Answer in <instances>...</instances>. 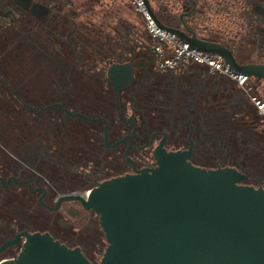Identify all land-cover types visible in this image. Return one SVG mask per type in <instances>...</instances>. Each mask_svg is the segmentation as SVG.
<instances>
[{
  "label": "flooded vegetation",
  "instance_id": "1",
  "mask_svg": "<svg viewBox=\"0 0 264 264\" xmlns=\"http://www.w3.org/2000/svg\"><path fill=\"white\" fill-rule=\"evenodd\" d=\"M72 2L0 0V263L18 256L23 233L48 234L85 255L79 240L93 252L101 229L97 215L77 200L59 199L154 168L158 148L189 152L187 160L197 167L235 168L246 175L245 184L264 190L263 165L252 169L240 162L242 154L230 151L237 143L222 148L215 131L218 107L234 111L223 113L230 126L242 125L237 112H254L246 95L254 94V105L263 101L262 80L240 76L239 84L229 69L212 73L190 59L169 67L149 49L115 60L86 56L76 48L82 13L70 8ZM195 11L194 0H180L172 29L223 46L239 65H264L263 0L252 5L254 26L246 27L242 15L221 20L223 41L204 38L217 25L202 29L189 20ZM246 28L258 31L257 43L238 35ZM113 65H127L131 80L111 81ZM233 83L247 86L246 95Z\"/></svg>",
  "mask_w": 264,
  "mask_h": 264
},
{
  "label": "water",
  "instance_id": "2",
  "mask_svg": "<svg viewBox=\"0 0 264 264\" xmlns=\"http://www.w3.org/2000/svg\"><path fill=\"white\" fill-rule=\"evenodd\" d=\"M142 2L159 29L222 58L235 75L262 80L264 101V65H239L223 46L164 27L148 0ZM108 78L129 82L131 70L113 65ZM188 155L158 148L154 168L97 183L85 197L59 199L77 200L97 215L106 243L99 264H264V190L245 184L235 168L197 167ZM22 235L18 256L0 264H92L79 248L48 234Z\"/></svg>",
  "mask_w": 264,
  "mask_h": 264
},
{
  "label": "trees",
  "instance_id": "3",
  "mask_svg": "<svg viewBox=\"0 0 264 264\" xmlns=\"http://www.w3.org/2000/svg\"><path fill=\"white\" fill-rule=\"evenodd\" d=\"M91 1L93 4L91 2L86 3V1L83 0L78 6L82 13L81 22H77L80 28H78L75 33L78 52L105 61L121 59L125 56L133 55L134 52L140 49H149L152 55H156L154 51L156 46H162L166 52L171 49L170 44L166 42L162 43L151 36L146 29V20L144 16L136 9L132 0H108L107 5L103 3L106 1ZM259 1L260 0H194L196 3V11L189 20L194 21L197 25L199 24L202 29L214 23L217 25L216 28L215 26L214 30L210 28L211 30L204 33L203 36L208 40V36L210 35L215 38V41H217V39L223 41V38L219 35V33H221L219 31V24L222 23L221 20L236 18L238 15H242L245 18L246 27L254 26L255 20L251 10L252 5L255 3L258 4ZM148 2L151 5L155 17L160 23L168 28L176 27L177 15L180 11V0H148ZM102 5H104L105 8L102 7ZM119 5L127 10L126 16L129 15L128 12H136L140 15L141 22L140 24L138 23V27L129 23L128 18L123 19V17L120 16L121 7H119ZM211 15H214L213 19H211ZM205 30L207 31V29ZM214 31H216V33ZM239 34L247 35V43L249 42V35L250 38L253 39V41L250 40L252 44L257 43L259 38L258 31L252 28H246L244 32L238 33V35ZM243 39L244 38L239 37L238 41H243ZM234 91L236 90L234 89ZM234 91H232L233 95ZM237 93L241 94L240 91ZM216 111H218L219 117L216 118L215 131L219 138L220 145L223 142V139L220 140V138L226 135L232 136V133H234L233 137L236 135L237 138H235L240 140L237 141L236 148L232 147L230 151L235 152L238 158L239 155L242 154L240 162H245L247 166L252 169L261 165L264 167V120L258 116L256 110L253 109L254 112L249 110L244 111V113L237 112V115L242 119V122H238L242 123V125L238 124L237 126L225 124L228 120V114L226 116V114L223 113L228 111L231 116V114L233 115L234 113L233 110H223L218 107ZM232 130H234V132ZM241 138L247 139L246 144L241 141ZM230 143L235 145L232 142ZM225 148H229L228 143H226ZM231 161L235 162V160ZM84 256L87 258L86 255ZM87 259L94 264L89 258Z\"/></svg>",
  "mask_w": 264,
  "mask_h": 264
},
{
  "label": "built area",
  "instance_id": "4",
  "mask_svg": "<svg viewBox=\"0 0 264 264\" xmlns=\"http://www.w3.org/2000/svg\"><path fill=\"white\" fill-rule=\"evenodd\" d=\"M136 9L142 13L146 20V29L151 36L160 42H166L171 45V49L166 52L162 46H156L154 51L156 56L162 60L167 66L171 67L174 63L180 60H192L194 63L209 68L212 73L229 74L228 67L224 64L222 58L208 53L200 52L195 49H189L186 44L177 43L175 36L171 35L164 30L159 29L146 12L142 0H132ZM238 80L239 84L242 83L243 78L233 76ZM255 105L259 112L264 115V102L255 101Z\"/></svg>",
  "mask_w": 264,
  "mask_h": 264
},
{
  "label": "rangeland",
  "instance_id": "5",
  "mask_svg": "<svg viewBox=\"0 0 264 264\" xmlns=\"http://www.w3.org/2000/svg\"><path fill=\"white\" fill-rule=\"evenodd\" d=\"M59 1H61V0H59ZM73 2L71 3V4H69V6H71L70 8H72L73 10H75V9H78V6H79V3H81L83 0H72ZM84 1H86V3L87 2H91L92 3V1L91 0H84ZM100 1H106V2H103L105 5H107V1L108 0H100ZM94 2V1H93ZM93 4V3H92ZM150 5V4H149ZM129 6V5H128ZM102 7H104L105 8V6L104 5H102ZM119 7H121L120 9H121V12H120V16L121 17H123V19H129L128 21H129V23H131L132 25H135V27H138V23L140 24V22H141V17H140V15H138L136 12H133V13H131V12H128V16H126L127 15V10L126 9H123V7L121 6V5H119ZM150 7H151V5H150ZM14 50H12V54H11V56H18V54H15L14 52H13ZM9 54V53H8ZM30 54L28 53V56H29ZM12 59H13V61H16V59L15 58H10L9 59V63H11L12 62V65L11 66H13V65H15V63H13V61H12ZM15 67H16V65H15ZM13 68V67H12ZM20 69V68H19ZM16 70L18 71V67L16 68ZM15 70V71H16ZM242 86H244V85H242ZM233 88L236 90V91H240V93L242 94H244V95H246V90H247V86L246 87H243L244 89H242V88H240V87H238L237 85H235L234 83H233ZM231 93V95H233L232 94V91L230 92ZM235 93V92H234ZM253 96H254V94H249V95H246V97H247V101L250 103V105H251V107H253L252 109H255V105H254V103H253V101H251V99L253 98ZM255 96H257V94H255ZM248 110H250L249 108H248ZM247 110V111H248ZM257 112V114H258V116L260 117V118H262L263 120H264V115L261 113V112H259L258 111V109H255ZM261 114H259V113ZM238 140H240V139H236L235 137H232L231 135L230 136H227L226 135V137L224 136L223 137V142L221 143V147L222 148H225V146H226V143L227 142H232V143H234V142H236L237 143V141ZM228 162V161H227ZM228 163H230L231 164V161H229ZM253 177H255V176H253ZM254 182V181H253ZM75 242H79V244H81L82 246H84L83 247V249H84V252H85V255L87 256V258H89L91 261H93V263L94 264H99V262H100V259H101V257H102V254H103V252H104V250H105V248H106V243H105V238H104V234H103V232H102V230L101 229H99V233H98V235H97V237H96V239L95 240H93V242H95V247H94V249H93V252H91V250H89L81 241H79V240H76Z\"/></svg>",
  "mask_w": 264,
  "mask_h": 264
},
{
  "label": "bare ground",
  "instance_id": "6",
  "mask_svg": "<svg viewBox=\"0 0 264 264\" xmlns=\"http://www.w3.org/2000/svg\"><path fill=\"white\" fill-rule=\"evenodd\" d=\"M84 197L86 196V195H83Z\"/></svg>",
  "mask_w": 264,
  "mask_h": 264
}]
</instances>
